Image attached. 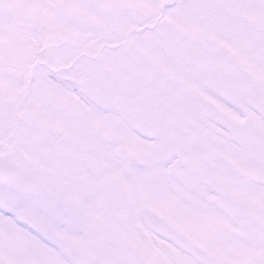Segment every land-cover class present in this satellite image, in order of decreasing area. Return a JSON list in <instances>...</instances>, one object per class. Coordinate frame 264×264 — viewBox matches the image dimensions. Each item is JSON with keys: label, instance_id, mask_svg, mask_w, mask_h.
I'll use <instances>...</instances> for the list:
<instances>
[{"label": "snow or ice", "instance_id": "6c2138e0", "mask_svg": "<svg viewBox=\"0 0 264 264\" xmlns=\"http://www.w3.org/2000/svg\"><path fill=\"white\" fill-rule=\"evenodd\" d=\"M0 264H264V0H0Z\"/></svg>", "mask_w": 264, "mask_h": 264}]
</instances>
